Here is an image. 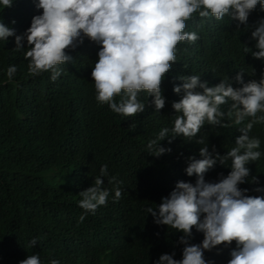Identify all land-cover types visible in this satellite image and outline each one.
Returning a JSON list of instances; mask_svg holds the SVG:
<instances>
[{"label":"trees","instance_id":"1","mask_svg":"<svg viewBox=\"0 0 264 264\" xmlns=\"http://www.w3.org/2000/svg\"><path fill=\"white\" fill-rule=\"evenodd\" d=\"M38 2V0H37ZM39 12L34 0H13L8 8L0 6V22L15 29L17 35L30 27L32 17ZM264 18L259 5L249 16V25ZM15 21V24L12 21ZM254 27L240 25L227 16L222 21L212 18H193L186 21L185 32H196L194 43L182 41L177 45V61L162 81L165 107L157 112L146 91L138 94L146 105L143 113L125 117L111 111L107 104H98L91 71L98 59L99 45L87 38L75 50H66L70 62L59 65L63 72L56 81L51 71L33 76L28 71L29 60L23 51L17 52L15 37L0 40V264H19L32 255L37 239L42 264L57 259L60 264H87L83 255H68L62 245L69 236L87 230V234L108 242L98 247L97 254L108 264H154L161 254L175 252L174 259H182L184 245L177 241L182 233L171 227L156 225L145 211L155 208L161 197L167 196L177 181L195 183L185 168L187 157L199 159V147L215 146L220 155L235 146L248 118L235 124L234 114L229 117L230 103L220 106L227 127L212 126L207 122L197 137L188 141L176 137L160 146L171 148V153L159 157L150 155L147 144L155 139L161 128L171 129L178 113L172 102L179 101L173 92L174 84H181L178 76L199 75L209 86L221 79H232L244 71L245 82L259 81L264 76V61L254 59L245 47L254 51L251 39ZM15 65L17 72L9 82L7 69ZM235 87H241L233 80ZM123 95V93L121 94ZM121 97H115L119 102ZM260 115V113H258ZM261 141L259 160L250 162L249 182L239 185L249 189L247 195L262 196L256 187L264 188V122L255 124L249 133ZM203 139V144H197ZM108 166V177L103 187L113 193L115 184L108 186V178L122 181L120 203L107 202L95 214L79 207V193L90 187L100 174L102 165ZM231 160L217 164L205 174L206 181H219L220 175L230 172ZM257 177L259 184L252 182ZM84 215L83 221L80 217ZM159 233V235H157ZM191 243L200 244L203 233L193 228ZM52 243V253L48 242ZM236 242L223 244L204 252L209 264H227Z\"/></svg>","mask_w":264,"mask_h":264},{"label":"clouds","instance_id":"2","mask_svg":"<svg viewBox=\"0 0 264 264\" xmlns=\"http://www.w3.org/2000/svg\"><path fill=\"white\" fill-rule=\"evenodd\" d=\"M13 0H0V6L8 8ZM259 5L264 11V0H34L39 12L31 20L30 27L17 35L14 28L0 22V40L15 37V51L24 52L29 60L28 71L37 76L51 71V80L61 76V64L73 58L66 50H75L87 38L99 45L98 59L91 71L98 104H107L111 111L132 117L145 111L146 105L139 101L138 94L146 91L152 97L154 110L160 112L165 107L166 97L161 84L166 74L177 61V45L182 41L194 43L199 39L196 32H185L186 21L198 14L199 18L222 21L226 16L246 28L254 27L251 39L255 41V51L245 47L256 60L264 61V18L255 25H249V16ZM15 24V21H12ZM17 72L11 65L7 69L9 82ZM244 71L239 70L232 79H221L214 86L201 80L199 75L178 76L181 84H174L173 92L183 96L172 102V109L178 113L171 129L161 128L155 139L147 144L150 155L159 157L171 153V148L160 146L165 139L171 144L176 137L188 141L197 137L201 127L207 122L212 126L227 127L223 122L225 112L220 106L230 103L229 117L235 116V124L246 119L248 123L239 129L235 146L220 155L215 146L209 151L208 144L199 147V159L195 155L187 157L185 172L195 175V183L177 181L173 190L155 208L145 211L152 215L153 222L182 233L177 241L184 245L182 259H174L175 252L161 254L154 264H209L204 258L205 251L219 245L236 248L230 252L227 264H264V197L247 195L249 189L239 185L249 182L250 162L260 159L261 141L251 137L253 126L264 122V76L259 81L243 79ZM235 83L241 87H233ZM123 93V95H121ZM121 97L119 102L115 97ZM260 113V115H258ZM203 144V139H197ZM231 160L227 176L219 174V181H206L205 174L217 162L224 165ZM108 166L100 167V174L93 184L79 193L82 199L79 207L85 214L92 213L107 202L120 203L123 191L122 181L115 176L108 178V186L115 184L113 193L103 187L108 177ZM252 182L259 184L257 177ZM256 192L264 188L256 187ZM84 215L80 217L83 221ZM193 228L203 233L200 244H193ZM159 235V233H157ZM107 240H99L87 234V230L69 236L62 245L68 255H83L87 264H108L96 252ZM36 245L33 254L19 261V264H42L44 258L38 253L41 248L33 238L29 246ZM45 247L51 249L49 241ZM49 264H60L50 259Z\"/></svg>","mask_w":264,"mask_h":264}]
</instances>
